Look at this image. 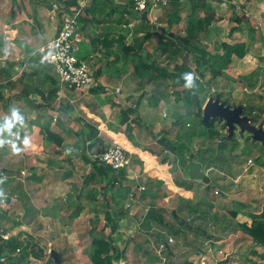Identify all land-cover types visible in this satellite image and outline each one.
<instances>
[{"label": "rangeland", "instance_id": "374dc122", "mask_svg": "<svg viewBox=\"0 0 264 264\" xmlns=\"http://www.w3.org/2000/svg\"><path fill=\"white\" fill-rule=\"evenodd\" d=\"M82 1L84 5L77 7L83 11L90 1ZM250 2L257 4L255 9H250ZM57 6L59 7L54 6L53 10L65 9L63 3ZM178 7L179 12L169 16L173 23L169 34L175 36L176 41L180 43L187 35V22L191 21L195 25L198 19H202L205 10L214 11L216 23H212L206 30L203 29L205 27L194 28L193 33L198 37L191 42L197 46L192 47V54L188 56L194 69L201 74L205 85V90L200 94L203 105L207 99L215 100L216 97L220 103L224 102L230 107L242 106L244 109L245 106L251 105L254 107L253 112L259 114L257 119L254 121L251 120V115H243L249 117L251 124L264 130V0H181ZM235 16H242L240 23L233 20ZM131 17L136 18L131 24L137 31L130 32L129 26L121 29L122 32L127 31L129 42L132 43V38L140 40V48L134 49L130 54H124L121 44H118L106 55L104 61L101 55L96 56V61L87 59L93 72L99 70L97 74L102 70L108 73L116 68V82H109L115 83L118 90H106L109 94L103 99L92 95H99L100 86H92L94 89H90V97L76 92L72 95L71 92L63 90L59 85L60 81L55 77L50 81L46 77L39 78V73V76L35 74L33 80L39 88L43 102L35 106V117L32 115L29 118L23 113L25 122L24 127L20 129L21 137L27 134L31 144L22 151L23 153H14L9 144L0 145V166L18 167L20 164L14 162H19L21 155L22 167L31 169L33 164H38V175L35 179L33 174L29 175L26 171L24 187L26 185L30 195L36 199L37 205H32L33 209L38 211L34 214L36 220L32 219L35 225L30 238L38 242V247L48 249L44 259L37 260L32 256V259L24 264H91L89 255L92 252V237H113L115 232L111 233V225L104 223L102 212L107 208L103 203L97 205L100 212L98 218L89 212L86 200L84 209L74 217L77 205L81 204L78 203V198L90 192L94 193V199L103 198L107 201H110L112 193L117 197L127 194L122 200V206L127 212L122 215L114 214L119 221L118 232L123 233L120 241L123 242V247L118 245L121 248L117 252L120 261L113 264H194L195 259H191V256L204 252L210 253L216 264H229L234 260L237 261L234 264H247L251 259L259 264L262 260L254 255L253 251L259 252L263 250L262 247L255 244L238 227L237 219L235 220L231 212L246 215L260 212L262 209L264 142L254 139L252 132L242 130L237 124L232 136L228 137L226 122L218 117L212 118L214 132L209 131L207 136L194 135L193 132L197 133L202 127L195 115V105L185 103L183 89L174 86L155 72L142 74L139 68V62L143 61L149 64L154 62L159 67L172 71L174 65L181 62L183 53L175 54L174 47H170V51L166 53L161 52L158 42H166L167 35L158 20L156 23H145L144 18L137 12ZM223 18L226 19L221 20ZM252 40H255V43H252ZM222 42H242L247 50L242 58L232 55L228 67L218 76H214L213 65L202 56L222 52ZM20 60L26 63L28 59L19 58L18 61ZM21 63L13 69V73L22 69L27 72L26 68H30V65L26 63L24 66ZM36 67L34 68L37 70ZM50 68L54 72L49 64L42 65L38 70L52 72ZM256 68L260 70V76L250 78V72ZM29 77L27 75V78ZM248 80L255 83L253 88L246 87ZM64 92L66 95L62 94ZM120 94H124L130 106H125L126 102L119 97ZM113 97L120 98L121 101L108 107L107 104ZM69 98L75 99L74 102L69 103ZM96 100L101 101L99 104L104 109L99 107ZM87 104L89 110L96 114L90 115L91 123L87 121L81 108ZM1 105L0 103V110ZM202 114L203 109L201 119ZM6 115L10 114L5 113L4 116ZM4 116L0 114V120ZM83 122L93 126L105 141L121 143L131 156V166L121 171L122 175L116 173L117 176L124 177L122 184L116 183L112 193H106L102 187L105 173L100 166L102 164L93 163V154H87L88 151L82 149L86 141L81 127L87 126ZM45 127L62 138L60 146L55 145L42 130ZM78 130L80 134L77 133ZM161 132L171 134L175 141L182 140L181 148L186 157L180 154L177 148L172 157L167 155L171 152L168 151L167 143L161 139ZM226 139L228 141L222 147L221 144ZM95 149L96 147L89 152ZM151 150L159 157L156 158L155 165H151ZM83 154L90 160V166L81 160ZM97 165L101 170L96 169ZM156 178L161 180L160 185L153 182ZM102 192L105 194L102 195ZM87 197L92 200L89 195ZM151 201L156 205L152 208L154 212L161 209V212L167 213L165 208L172 204L178 213L177 216L171 219L164 216L159 219L155 214V218H151ZM146 203L150 206L147 207ZM18 216L21 214L0 219V229L8 230ZM94 218L97 223H94ZM153 227L158 230L167 229L166 233L174 235L172 245H169L168 252L164 253L167 254L166 262L158 257ZM164 234L158 233L157 236L167 238ZM217 235L219 237H216ZM217 238L232 243L228 246L230 249H222L223 246L220 249H210L204 246V242L212 245ZM47 250H55L57 258L51 257V252L48 253ZM223 254H226L227 258L221 259Z\"/></svg>", "mask_w": 264, "mask_h": 264}, {"label": "crops", "instance_id": "0c3cea01", "mask_svg": "<svg viewBox=\"0 0 264 264\" xmlns=\"http://www.w3.org/2000/svg\"><path fill=\"white\" fill-rule=\"evenodd\" d=\"M87 1L88 2L90 1L89 4L85 6L86 8L81 12V16L84 18L86 17V20L81 22L80 25L78 24V32L81 37L80 51L78 52V56L84 59L91 58L96 61L97 60L96 56L100 57L101 55L104 61V59L107 57L106 55H108V53H110L112 49H115L116 48L115 46L118 44H121L120 46L121 50L124 52V54H126V49H122L123 44L120 41L116 42L115 45H113L112 47L106 48L100 44V38H103L104 36L108 38H116L119 36V33L126 35L127 31L122 32L123 31L121 29L122 27L129 26L130 32L135 31L134 26H132L131 24L133 23V21L134 22L136 21V18L131 17L133 14H135L133 9L131 8V5H130L131 3L128 2V0H105L108 4L107 11L103 12L101 15L92 16L89 14L88 11L94 5V0H87ZM62 3L64 4L66 8L70 10L73 8H76L80 4L84 5L82 0H0V32H1L0 33V69L6 68L4 75L0 73V84H2V87H0V95H1L0 103L2 104L1 105L2 110H0L1 115L4 116L5 113L10 114L9 112L10 106L19 107L22 113L25 112L26 116H28L29 118L32 117L34 112L36 115L37 110L35 109V106L39 105V103H42L43 99H41L39 88L38 86L36 87L35 81L33 80L35 74L39 73L41 74L40 76L38 74L39 78L46 77L50 81L53 80L52 77H55V79H57V77L55 76L51 68L50 70L52 72H47L45 70L42 72L38 70V68L39 67L41 68L42 65L47 66L46 61L44 60L45 52L42 51V48H44L45 45L56 35V32L60 26V19H59L60 15H59V8H57V11H55L53 10V7L54 6L59 7L57 5H60ZM250 3H251L249 5L250 9L251 10L255 9L254 6L257 4H254L253 2H250ZM129 14H131V16ZM154 15L158 16L156 13V10L151 12V21L149 20L151 23L153 22L152 18ZM225 19L226 18H223L221 20H225ZM214 23L216 22L214 21L213 24ZM135 25H137V23H135ZM128 38L129 37L126 35L124 43L127 45H130L131 42L128 41ZM252 43H255V40H252ZM43 53H44V57H43ZM130 53L132 52H129L128 54ZM41 57L43 59H41ZM19 58H22V60L23 58H26V60L28 59L26 63L30 65V68H26L27 72L23 71L22 69L18 73L16 72L13 73L12 72L14 71L13 69H15L16 66L20 64L21 62H22L21 64H24V66H26V63L24 61H21V60L18 61ZM1 62L3 63L1 64ZM8 62L9 64L10 62H14V65L9 66ZM34 67H36L37 70ZM116 70H117L116 68L112 69L111 72L108 71V73L105 72V70H102L99 74H97L99 71L98 69L94 71L95 83L93 87L97 88L98 86H100L101 92H98L99 95L97 93L92 94L90 93V89H91L90 88L88 92L83 93V95H85L86 97L87 96L90 97V95L92 94L93 97H96V98L98 97L99 99L100 98L103 99L105 95L109 94V91H106V90H110V91L118 90V87H115L116 84L111 83V82H116L114 78L116 77ZM141 73L144 74L143 72ZM27 75L30 77L27 78ZM110 76L111 78H109ZM125 77H126V74L124 78ZM110 80L112 81L109 82ZM59 85L61 84L59 83ZM62 87L64 91L67 90V92L68 91L71 92L72 95L74 92H76L77 94L79 93L78 91L67 89L64 86ZM59 92L61 93V90ZM62 94L66 95V92ZM123 95L124 94H120L119 97L122 100H125L126 107L130 106L129 102L126 101V98ZM120 98L113 97V99H111L108 102L107 106L111 107L112 105H116L117 101H121ZM68 100H69V103H73L75 99L69 98ZM96 102L98 103L99 107H102L104 109V107L99 104V102H101L100 100H96ZM86 106L85 105L81 106V108L83 109V113L87 121L90 122L89 120L90 115H93V114L96 115V114L94 111L89 110V105L88 107ZM96 117L98 118V116ZM251 120H252V117H251ZM83 123L87 125V126L81 127L83 134L84 132L87 131L88 127L93 128V126H90L88 123L86 122H83ZM77 133L80 134V130H78ZM152 136H151V139H152ZM160 136H161V139L164 141V143H167L166 146L169 148L168 151L171 152L167 155L172 157L173 155L172 153H175L174 150H176L175 148L178 147L177 148L178 152L186 157V154H183V151L181 148V145L183 144L182 140L175 141V138L171 134L166 133V132H161ZM205 136H207V134ZM123 147L127 150L125 146ZM146 153H150V152L146 151ZM14 157H15L14 158L15 160L16 154L14 155ZM21 157L23 156L21 155L19 157V162H14L16 164H20L16 168L8 167L7 165L0 166V169L4 171V177L0 180V192L10 194V197L0 198V219L2 218L4 219V217H7V216L12 217V215L21 214V216L15 217L13 224H11L12 226L8 229L9 231L8 230L3 231L2 228L0 229L1 232H5V233L0 232V247H5L6 250L10 243H14V241L16 240H19V239L21 240V239H26V238L27 240H32V243H36V246L38 247V244H37L38 242H36L35 239L30 238V235H31L30 233L32 230L34 231L33 226L35 225L32 219L36 220V217L34 214L38 212L36 209H33V205H32V203H35L36 199L30 195L27 186L25 185L24 187V183L26 182V176H25L26 171H28L29 175L33 174L32 177L35 179V177L38 175L36 173V170H38L36 166H38V164H33L34 166L31 169L27 167H22V162H20ZM156 158H159L158 155H156V153L153 150H151V161H153L151 165H155L157 163ZM0 159H2L1 154H0ZM81 160L87 163L88 166H90V163H91L90 161L86 162L83 157H81ZM100 166L101 168L103 167L102 165ZM96 169H100L99 165H97ZM135 170L137 171V169ZM105 178H106V175L104 173L103 178H102V183L105 182L106 180ZM156 179L157 180L156 181L154 180L153 182L155 184L160 185L159 182H161V180L158 178ZM1 181L3 182L1 183ZM90 186L93 187L92 185ZM93 191H96V189H93ZM104 194L105 192H102V195ZM12 195H16V196L12 197ZM87 195L89 194L85 193V194H82V196L78 198L77 201L78 203H81V204L77 205V207L78 209H80V211L83 210L84 200H86L88 202L87 208H89V212L95 213L94 212L95 209L92 211L91 206H94L96 210H98L97 205L102 204L103 199L97 198L93 200L94 199L93 197V199L91 200L87 197ZM5 198H9V199L6 200ZM139 202L141 203V205L143 204V202L141 201ZM146 205L148 207L149 204L146 203ZM155 206L156 205H154V203L151 201V218H155L154 215L156 214L159 219L164 216L171 219L173 217H176L178 214L175 210V207L172 204H170V206H167L165 208L167 210V213L161 212V209H158L157 211L154 212L152 208ZM164 206L166 205H163V207ZM76 212L77 211H75L74 217H77L80 214V213L76 214ZM126 212H127V209L125 213ZM14 213H17V214H14ZM239 216H242V218H246V219L248 218L247 214L246 215L238 214L237 217ZM117 223H119V221H117ZM118 227H119V224H118ZM117 228L113 231H111L110 229L111 233L115 232L114 236L112 237L113 239H116L117 233H121L123 237V233L118 232ZM164 228H168V227L164 226ZM166 230L167 229L158 230L157 228L156 229L154 228L152 232L154 234V237L157 239L158 233L160 235V233L165 232ZM122 237L120 240L116 242L117 252L120 251L121 249L119 248L120 244L123 247L122 245L123 242L120 243V241L122 240ZM216 237H219V236L217 235ZM203 244L205 247H209L210 249L211 248L220 249L222 248L221 246H223L222 249H224V248H229L228 247L229 244H232V243L226 241L225 239L217 238L213 242L212 245L209 242H204ZM41 249L44 252V255H42L40 258H37V260L44 259L47 255L46 249H48V247L44 248L42 246ZM47 251L48 253L51 252L49 250ZM194 254H197V253H194ZM51 257L53 256L51 255ZM194 257H195L194 255L191 256V259H195ZM30 259H32V256H30V258L28 259V262ZM118 261H120V259ZM235 262L237 261L235 260L231 261L229 264L231 263L234 264ZM247 264H252V263L249 260V263Z\"/></svg>", "mask_w": 264, "mask_h": 264}, {"label": "trees", "instance_id": "16d2710c", "mask_svg": "<svg viewBox=\"0 0 264 264\" xmlns=\"http://www.w3.org/2000/svg\"><path fill=\"white\" fill-rule=\"evenodd\" d=\"M180 1L181 0H169L166 6L156 11L157 15L158 13H161V15L156 16L157 17L156 20L153 21L152 23H156L158 19L157 21L158 24L160 23L161 29L167 35L166 42H158L159 43L158 45H160L159 48L161 52L166 53L170 51L171 49L170 47H174L173 52L175 54L183 53L181 62L175 64L172 71H167L165 68L159 67L154 62L149 64V63L140 61L139 68H140V71L143 72L144 74L149 73V72L150 73L155 72L157 73L158 76H161L162 78L169 80L174 86H178L183 89L185 103L188 104V102H190V104L195 105L196 107L195 115L198 118L199 125L202 127V129H199L197 133L196 132H193V133L194 135H197V136H205L206 134H208L209 131H212L214 119H210V121L206 124H203L200 120L201 113H202V106L204 103V101H202L200 98V94L205 90V85L203 84L201 80V76H200L201 74L198 72V70L194 69V67L192 66L190 62L191 59H189L190 57L188 58V56L192 54L191 53L193 50L192 47L197 46L196 43L194 44L191 42L192 39H197L198 37L196 33H193L194 28L199 27L201 29L205 27L203 29L206 30L207 27H209L211 23L215 21L214 15H213L214 11L205 10V13L203 14L202 19L200 20L198 19L195 25H193L191 21L187 22V25H188L186 28L187 35L184 38L183 42L180 43L176 41L177 38H174L175 36L173 37L171 34H169V31L171 30L172 25H173V23L169 20V16L172 13L179 12L180 9L178 6L180 4ZM191 1H195V0H191ZM130 5L132 8V4ZM107 7H108V4L105 0H94V5L89 9L88 12L92 16L101 15L103 12L107 11ZM64 11L70 12V9L65 7ZM140 15L145 19V20L143 19L145 23L151 24L147 13H140ZM233 19L234 21L240 23L242 16H235ZM85 20H86V17L84 18L80 15L78 17V24L80 25V23ZM135 31H137V29H135ZM145 35L147 36L148 33ZM125 38H126V35L122 33L121 34L119 33V36L116 38H108L104 36L103 38H100V44L108 48V47H112L113 45H115L116 42L120 41L123 44L122 49H126V54H128L129 52H133L134 49L136 50L137 48H140L142 45L141 41L136 38H132V43H130V45H127L124 43ZM221 50L222 52H216L212 54L207 53L202 56V58L205 61L211 62V64L213 65L212 72L214 76H218L219 74H221V71H223L224 69L228 67V65L231 63L232 55L238 58H242L246 54L245 46H244V43L242 42H235L232 44H230L229 42H222ZM204 53H206L205 50H204ZM8 65L13 66L14 62H10V64L8 62ZM5 71H6V68L0 69V73L2 75H4ZM188 71L194 72L197 75L198 86L194 89L185 88L184 81L181 78V74L184 72H188ZM249 75H250V78L252 77L258 78V76H260V70L256 68L255 70H252ZM247 82L248 83H246V87L248 88L254 87L255 83L253 81L248 80ZM0 87H2V84H0ZM93 89L94 88L92 87L91 91H93ZM0 99H1V95H0ZM253 111H254V107L251 105L245 106L243 110L244 114H247L249 116L251 115L252 119L255 121L257 117L259 116V114H255ZM42 130L47 133V135L52 139L55 145L57 146L61 145L62 138L57 133H55L48 127L42 128ZM84 138H85L86 144L82 145V149L84 151H88L87 154L88 153L89 154L102 153L105 149H107V147L111 145V142L105 141L98 134L96 129L92 127H88L87 131L84 132ZM227 141H228L227 139L224 140L221 146L224 147ZM94 147H96V149L92 152H89ZM82 156L86 162L90 161L85 156V154H83ZM92 162L95 164L100 163L103 166L102 168L104 169L105 175H106V178H105L106 180L103 186L105 188L106 193H109V191L110 193H112L111 190L115 188L116 183L120 182V184H122L123 182L122 177L124 176H117V175H120L122 173L121 171L126 170L128 168L122 167L119 170L118 169L114 170L109 165L101 162L98 158L92 159ZM130 166H131V163L129 167ZM263 166H264V162H263ZM120 190L121 189L119 188L118 191ZM93 194H94L93 192L89 193V196L92 197V199L94 197ZM126 195L127 194H124V197ZM124 197H117V196H114V194L112 193L110 195V201L104 200L102 198L104 200L102 202L103 206L107 208L106 210H103L102 212L104 216V223L106 224L109 223L111 225L110 226L111 231L115 230L118 227V223H117L118 218H115L114 214L122 215L126 211V209L122 207V200L124 199ZM5 199L8 200L9 198H5ZM91 207L92 209H95L94 214L98 218L100 212H98V210H96L94 206H91ZM79 211L80 209L77 210L76 214H78ZM231 213L235 217V219H237L238 227L244 233H246L255 244L260 245L262 247L263 250H260L259 252H256L254 250L253 253L254 255L256 254L257 256H259V258L262 260V262H260L259 264H264V204L260 212L247 214V217H248L247 219L242 218V217H237L238 212H231ZM94 223H97V220H95V218H94ZM121 237H122L121 233H117L116 239H113L110 236L94 235L91 239L92 252L89 255L91 264H113V262L115 261L117 262L119 257L116 255L117 254L116 242L120 240ZM161 238H162L161 236H157V239L155 238L154 242L161 240ZM16 249H18V251H16ZM42 255H44V253L42 252V249L38 248L36 246V243H32V240H27V238L21 239V240L19 239V240L14 241V243H10L8 245L7 250L5 247H0V258L3 256L5 257V260L3 262L0 261V264H24V263H28V259L30 258V256L40 258ZM250 261L252 264H258L252 259Z\"/></svg>", "mask_w": 264, "mask_h": 264}, {"label": "built area", "instance_id": "2783aa9c", "mask_svg": "<svg viewBox=\"0 0 264 264\" xmlns=\"http://www.w3.org/2000/svg\"><path fill=\"white\" fill-rule=\"evenodd\" d=\"M169 0H128L132 4V9L137 13H147L151 21V12L157 11L168 4ZM82 10L79 7L73 8L70 12L59 9L60 26L56 35L42 48L45 52V61L54 69V74L60 84L67 89L78 91L79 94L87 93L94 86V72L87 59L78 56L80 51L81 37L78 32V17ZM154 15L152 20H156ZM98 158L101 162L109 165L112 169L122 167L129 168L131 157L126 149L119 143L112 141L102 153L93 154L92 159ZM250 161V159L248 160ZM4 177V171L0 169V180ZM144 189V187H141ZM8 194L0 192V198L7 197ZM167 238L155 242L158 257L166 262L167 249L174 241V235L165 234ZM18 251V249H16ZM205 251V249H204ZM194 264H216L210 253L195 254ZM227 256L224 254L222 259ZM1 257L0 261H4ZM211 261H213L211 263Z\"/></svg>", "mask_w": 264, "mask_h": 264}, {"label": "clouds", "instance_id": "9594fccd", "mask_svg": "<svg viewBox=\"0 0 264 264\" xmlns=\"http://www.w3.org/2000/svg\"><path fill=\"white\" fill-rule=\"evenodd\" d=\"M181 78L187 89H194L198 86L197 75L194 72H184L181 74ZM9 112L10 115H6L0 120V145L9 144L14 153H20L30 146L31 140L27 134L23 137L20 135V129L24 127L25 122L21 109L17 106H10Z\"/></svg>", "mask_w": 264, "mask_h": 264}, {"label": "water", "instance_id": "95a60500", "mask_svg": "<svg viewBox=\"0 0 264 264\" xmlns=\"http://www.w3.org/2000/svg\"><path fill=\"white\" fill-rule=\"evenodd\" d=\"M202 109L201 122L203 124L208 123L212 118L218 117L225 120L230 135L228 137L232 136L235 124H237L242 130L246 129L252 132L254 139L264 142V130L250 123L249 117L243 115L242 106L230 107L229 105H225L224 102L220 103L218 97H216L215 100L211 98L207 99ZM51 255L57 258V254L54 251L51 252Z\"/></svg>", "mask_w": 264, "mask_h": 264}]
</instances>
